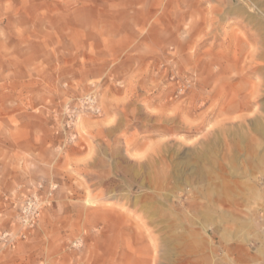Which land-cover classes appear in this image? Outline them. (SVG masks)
Masks as SVG:
<instances>
[{
    "label": "rangeland",
    "instance_id": "rangeland-1",
    "mask_svg": "<svg viewBox=\"0 0 264 264\" xmlns=\"http://www.w3.org/2000/svg\"><path fill=\"white\" fill-rule=\"evenodd\" d=\"M0 264H264V0H0Z\"/></svg>",
    "mask_w": 264,
    "mask_h": 264
},
{
    "label": "built area",
    "instance_id": "built-area-1",
    "mask_svg": "<svg viewBox=\"0 0 264 264\" xmlns=\"http://www.w3.org/2000/svg\"><path fill=\"white\" fill-rule=\"evenodd\" d=\"M30 212V211H29ZM32 216H33V214H32Z\"/></svg>",
    "mask_w": 264,
    "mask_h": 264
}]
</instances>
